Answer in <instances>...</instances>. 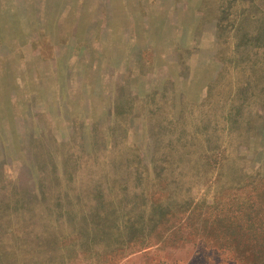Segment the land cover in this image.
I'll return each mask as SVG.
<instances>
[{
    "label": "rangeland",
    "instance_id": "1",
    "mask_svg": "<svg viewBox=\"0 0 264 264\" xmlns=\"http://www.w3.org/2000/svg\"><path fill=\"white\" fill-rule=\"evenodd\" d=\"M247 58L264 59V0H0V193L40 200L45 189L51 201L65 192V202L76 184L99 178L93 172L106 180L127 146L153 178L149 129L156 131L159 120L149 119L150 97L164 94L167 115L172 107L179 123L202 126L198 118L206 115L198 108L221 62L233 82L234 62ZM247 77L253 74L233 83L237 93ZM230 105L224 125L232 128L234 115L248 108L246 101ZM256 111L247 116L248 130ZM260 115L253 136L237 141L251 181L264 177ZM216 121L213 133L221 130L222 119ZM182 182L170 191L172 213L142 246L115 255L100 245L65 251L55 264H252L241 246L232 255L213 238L221 223L234 220L212 223L219 204H205L216 184L190 173Z\"/></svg>",
    "mask_w": 264,
    "mask_h": 264
},
{
    "label": "trees",
    "instance_id": "2",
    "mask_svg": "<svg viewBox=\"0 0 264 264\" xmlns=\"http://www.w3.org/2000/svg\"><path fill=\"white\" fill-rule=\"evenodd\" d=\"M221 63L220 73L209 84L198 108L206 115L198 118L204 120L202 126L191 129L185 122L179 123L172 107L167 115L164 94L150 97L154 105L149 109V119L159 120L156 131L149 129L153 178L148 177L145 166L142 168L139 152L127 146V156L113 163L115 172L111 167L106 180L102 179L105 173L93 172L99 178L93 179V184H76L77 190L66 196L65 202V192L54 193L51 201L45 189L40 200L28 199L12 189L0 193V264H20L21 252L28 255L21 260L24 264H55L63 262L65 251L100 245L107 250L106 255H115L126 246H142L149 241L148 234L155 235L157 225L172 213L176 197L171 198L170 191L183 183L188 173L199 182L205 176L210 184H216L209 185L211 202L205 204L206 208L210 203L219 204L212 223L234 219L221 223L213 238L226 245L224 250L230 248L228 253L237 254L236 246H241L243 259L264 264V177H256L257 181L246 177L239 153V141L253 136L255 125L261 121L260 111L264 113V59L256 63L251 58L239 63L236 60L231 71L233 82L224 72L228 62ZM244 72H251L253 77H247L246 88L237 93L233 83L241 81ZM235 100L246 101L248 111L236 113L232 120L236 125L231 128L224 122L230 119L231 107L227 106ZM252 109L258 113L248 130L246 125L251 122L247 116ZM218 119H222L221 130L213 133ZM222 190L226 192L222 194ZM138 199L142 200L140 205ZM157 210L160 214L155 216ZM201 210L203 218L209 216V211L205 216V208ZM149 221L146 230L145 222Z\"/></svg>",
    "mask_w": 264,
    "mask_h": 264
},
{
    "label": "crops",
    "instance_id": "3",
    "mask_svg": "<svg viewBox=\"0 0 264 264\" xmlns=\"http://www.w3.org/2000/svg\"><path fill=\"white\" fill-rule=\"evenodd\" d=\"M80 250H83V249H80Z\"/></svg>",
    "mask_w": 264,
    "mask_h": 264
}]
</instances>
